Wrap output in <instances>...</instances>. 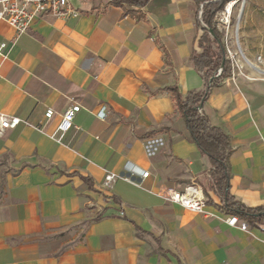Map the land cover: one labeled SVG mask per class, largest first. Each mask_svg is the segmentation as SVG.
I'll return each instance as SVG.
<instances>
[{"label": "crops", "instance_id": "0c3cea01", "mask_svg": "<svg viewBox=\"0 0 264 264\" xmlns=\"http://www.w3.org/2000/svg\"><path fill=\"white\" fill-rule=\"evenodd\" d=\"M68 4L76 14H46L15 39L0 22V112L29 123L0 137V264H264V224L226 223L232 213L211 186L208 157L163 89L184 97L204 88L191 61L194 0ZM228 77L211 84L202 113L230 137L229 193L256 208L264 205V77L237 75L235 86ZM73 103L80 109L57 140ZM102 105L104 120L95 115ZM126 160L148 176L104 185L105 172H122ZM189 183L202 188L212 216L158 194ZM77 225L80 236L67 237Z\"/></svg>", "mask_w": 264, "mask_h": 264}, {"label": "trees", "instance_id": "16d2710c", "mask_svg": "<svg viewBox=\"0 0 264 264\" xmlns=\"http://www.w3.org/2000/svg\"><path fill=\"white\" fill-rule=\"evenodd\" d=\"M113 4L123 6H143L149 0H110ZM229 0H194L196 6V28L199 31L198 48L191 56L194 66L202 72L205 79L204 88L200 92H189L182 97L174 86L163 88L173 96L176 106L183 117L185 126L190 134V139L197 145L199 151L208 157L211 164L209 174L211 186L223 197L222 208L239 216L251 227L264 224V205L256 208L244 206L229 193V157L231 155L230 137L220 127L213 125L207 116L198 113L196 106L202 105L206 99L211 84L208 79L212 77V83L232 74V62L228 57L224 45L225 31L219 30L215 15ZM199 10L201 13L199 15ZM125 12L131 13L132 10ZM221 67L218 76H214ZM90 188H93L91 179L80 175ZM100 215L97 217L99 218Z\"/></svg>", "mask_w": 264, "mask_h": 264}, {"label": "built area", "instance_id": "2783aa9c", "mask_svg": "<svg viewBox=\"0 0 264 264\" xmlns=\"http://www.w3.org/2000/svg\"><path fill=\"white\" fill-rule=\"evenodd\" d=\"M68 1L69 0H0V22H4L12 28L15 39L19 35L25 33L35 20L46 14H52L54 16L76 14V11L70 8ZM236 1L237 0L227 1L224 7L216 12L215 21L219 30L225 31V23L228 21L232 6ZM200 13L201 10H199V15ZM218 16H220V20ZM5 46L6 42L0 43V56H5L3 52ZM221 69L222 68L219 67L214 76H218ZM208 83L212 84V77L209 78ZM79 109L80 105L78 103H73L63 112L56 125L55 132L52 134L53 137L56 135L55 138L59 140L64 133L70 130L74 115ZM196 110L198 113H202L201 105L196 106ZM53 113V109L49 107L45 110L44 115L49 119L52 117ZM95 115L99 119L104 120L107 115L106 107L104 105L100 106ZM20 123L29 124L26 120H22L18 116L0 112V137L7 129L14 128ZM148 174V170L130 160H126L123 164L122 172H105L103 184L109 185L119 178L135 184H140L141 179L146 178ZM158 194L164 200L177 203L188 210L200 213L205 218L212 216L211 213L205 211L207 198L202 188L196 183L186 184L182 189H177L174 186H166L158 192ZM225 221L230 226H235L238 222V217L235 214H230L225 218Z\"/></svg>", "mask_w": 264, "mask_h": 264}, {"label": "rangeland", "instance_id": "374dc122", "mask_svg": "<svg viewBox=\"0 0 264 264\" xmlns=\"http://www.w3.org/2000/svg\"><path fill=\"white\" fill-rule=\"evenodd\" d=\"M224 27V45L233 67L227 84L235 86L237 75L248 79L264 77V0H237ZM250 62L260 71H255ZM82 230L81 225L71 227L67 237L78 238Z\"/></svg>", "mask_w": 264, "mask_h": 264}, {"label": "bare ground", "instance_id": "6f19581e", "mask_svg": "<svg viewBox=\"0 0 264 264\" xmlns=\"http://www.w3.org/2000/svg\"><path fill=\"white\" fill-rule=\"evenodd\" d=\"M233 7V6H232ZM245 59L247 60V58L245 57ZM248 61V60H247ZM250 65H251V67L255 70V71H260V69L259 68H257L256 66H255V64L254 63H251L250 62Z\"/></svg>", "mask_w": 264, "mask_h": 264}, {"label": "water", "instance_id": "95a60500", "mask_svg": "<svg viewBox=\"0 0 264 264\" xmlns=\"http://www.w3.org/2000/svg\"><path fill=\"white\" fill-rule=\"evenodd\" d=\"M241 12H242V8H240L238 19L240 18Z\"/></svg>", "mask_w": 264, "mask_h": 264}]
</instances>
